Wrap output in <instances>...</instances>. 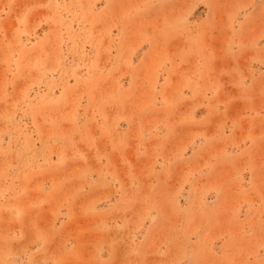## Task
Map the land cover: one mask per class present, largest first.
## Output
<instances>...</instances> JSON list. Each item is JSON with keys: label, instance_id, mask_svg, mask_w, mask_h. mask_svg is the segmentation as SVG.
<instances>
[{"label": "rangeland", "instance_id": "obj_1", "mask_svg": "<svg viewBox=\"0 0 264 264\" xmlns=\"http://www.w3.org/2000/svg\"><path fill=\"white\" fill-rule=\"evenodd\" d=\"M0 264H264V0H0Z\"/></svg>", "mask_w": 264, "mask_h": 264}]
</instances>
